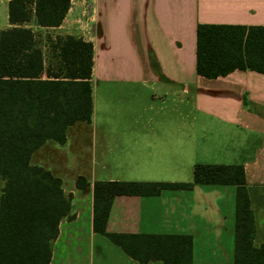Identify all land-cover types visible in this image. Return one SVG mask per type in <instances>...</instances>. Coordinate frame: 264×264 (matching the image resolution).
I'll list each match as a JSON object with an SVG mask.
<instances>
[{
    "label": "crops",
    "instance_id": "obj_1",
    "mask_svg": "<svg viewBox=\"0 0 264 264\" xmlns=\"http://www.w3.org/2000/svg\"><path fill=\"white\" fill-rule=\"evenodd\" d=\"M9 2L0 0V30L12 25ZM203 25L240 27L239 64L224 74L198 71ZM27 26L47 66L58 36L94 47L92 121H77L64 144L47 142L31 157L74 195L77 216L61 220L50 264H141L94 231L93 183H188L199 163L243 164L254 244H264V73L247 68L243 54L249 27L264 26V0H71L60 25L31 16ZM79 176L91 185L78 188ZM236 205L233 184L120 194L107 229L191 235L193 264H234Z\"/></svg>",
    "mask_w": 264,
    "mask_h": 264
},
{
    "label": "trees",
    "instance_id": "obj_2",
    "mask_svg": "<svg viewBox=\"0 0 264 264\" xmlns=\"http://www.w3.org/2000/svg\"><path fill=\"white\" fill-rule=\"evenodd\" d=\"M71 0H10L11 26L0 30V264H50L62 219L77 216L74 195L63 179L31 163L47 142L64 144L69 126L91 122L94 112L91 41L73 35L51 42L58 62L46 65L31 16L44 27L62 23ZM240 27L203 25L198 31V71L224 74L237 64L218 63L215 45L234 43ZM234 33L228 35L229 33ZM224 43V45H226ZM246 67L264 73V26H250L244 44ZM224 57V54H220ZM58 63V64H57ZM77 187L91 185L85 176ZM195 184L237 186L234 264H264V244H254L256 222L243 164L199 163L188 183L96 180L93 229L106 235L141 264H193V238L187 234L118 233L107 229L113 200L120 194H158Z\"/></svg>",
    "mask_w": 264,
    "mask_h": 264
},
{
    "label": "rangeland",
    "instance_id": "obj_3",
    "mask_svg": "<svg viewBox=\"0 0 264 264\" xmlns=\"http://www.w3.org/2000/svg\"><path fill=\"white\" fill-rule=\"evenodd\" d=\"M230 34H232V36L234 35V33H229L228 35L230 36ZM247 36V34H246ZM236 40L234 43H226L222 42V40H220V42H218L217 45H215V47L218 49L219 51V56L216 58L218 63H225L226 65H228L230 62L231 63H235L237 64L240 61L241 58V48H239V43H238V38H239V33L236 36ZM224 43H226V45H224ZM245 44V41H244ZM244 46H243V52H244ZM220 54H224V57H220ZM245 54V53H243ZM57 62V58L54 57L52 54L47 56V64L49 63H56ZM4 181L1 179L0 177V196H1V192H2V186H3Z\"/></svg>",
    "mask_w": 264,
    "mask_h": 264
}]
</instances>
